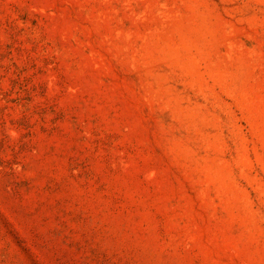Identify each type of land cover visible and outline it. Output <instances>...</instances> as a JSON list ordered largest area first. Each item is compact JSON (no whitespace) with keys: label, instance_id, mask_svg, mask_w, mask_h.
Masks as SVG:
<instances>
[{"label":"rangeland","instance_id":"obj_1","mask_svg":"<svg viewBox=\"0 0 264 264\" xmlns=\"http://www.w3.org/2000/svg\"><path fill=\"white\" fill-rule=\"evenodd\" d=\"M0 264H264V0H0Z\"/></svg>","mask_w":264,"mask_h":264}]
</instances>
